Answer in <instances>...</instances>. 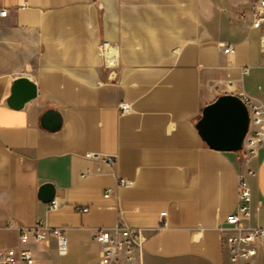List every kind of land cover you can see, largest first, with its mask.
<instances>
[{"label": "crops", "instance_id": "crops-1", "mask_svg": "<svg viewBox=\"0 0 264 264\" xmlns=\"http://www.w3.org/2000/svg\"><path fill=\"white\" fill-rule=\"evenodd\" d=\"M257 1L1 0L0 246L18 243L8 221L43 219L64 228L66 250L54 236L31 239L37 264H99L93 229L120 223L142 229L141 264H231L219 226L237 209L240 158L208 147L195 122L222 94L264 104ZM104 40L116 46L115 67L99 53ZM20 76L37 94L15 109L7 98ZM47 109L61 117L56 130L41 126ZM249 165L244 223L264 226V146ZM44 183L56 208L38 198ZM253 264H264V243Z\"/></svg>", "mask_w": 264, "mask_h": 264}, {"label": "built area", "instance_id": "built-area-1", "mask_svg": "<svg viewBox=\"0 0 264 264\" xmlns=\"http://www.w3.org/2000/svg\"><path fill=\"white\" fill-rule=\"evenodd\" d=\"M1 1V0H0ZM7 9L0 7V16H5ZM264 24V0H258L251 22L252 27L258 28ZM111 46L116 51V46L104 40L99 46V53L104 63L109 67L116 66V52L110 57V62L105 58L104 50ZM264 50V40L261 42ZM224 53H232L233 46L224 44ZM241 99L246 105L249 124L247 133L243 139L242 147L237 151L240 158V169L238 172V205L235 213L225 218V225L219 226L221 241L228 252L231 264H253L258 248L264 243V226L250 225L248 221L251 213V188L248 178L254 174L253 168L249 165L250 158L257 150L264 146V104L242 94ZM123 112L127 111L126 103L120 104ZM85 157L91 159H103L108 163L113 162L111 155H104L96 152H86ZM119 185L130 186L131 182L120 179ZM107 189L104 196L109 195ZM50 208H56L57 202L49 201ZM77 211H87V206H76ZM6 228L16 229L18 232V243L12 246H0V264H37L36 258L26 247L32 239L34 242H45L49 236L57 240L59 253L66 250V238L63 227L51 226L43 219H38L31 227L17 226L8 221ZM92 238L101 246L99 264H141V254L145 236L141 228L129 227L117 223L112 228L101 227L93 229Z\"/></svg>", "mask_w": 264, "mask_h": 264}, {"label": "water", "instance_id": "water-1", "mask_svg": "<svg viewBox=\"0 0 264 264\" xmlns=\"http://www.w3.org/2000/svg\"><path fill=\"white\" fill-rule=\"evenodd\" d=\"M36 94V84L28 77L20 76L12 82L7 104L15 109L20 108ZM40 123L43 128L53 131L60 127L61 117L56 110L47 109L42 113ZM248 124V111L241 97L222 94L202 108L195 128L211 149L237 152L242 147ZM38 198L42 202L51 201L54 198V187L50 183L41 185Z\"/></svg>", "mask_w": 264, "mask_h": 264}, {"label": "bare ground", "instance_id": "bare-ground-1", "mask_svg": "<svg viewBox=\"0 0 264 264\" xmlns=\"http://www.w3.org/2000/svg\"><path fill=\"white\" fill-rule=\"evenodd\" d=\"M114 51L115 49L112 48L111 46H107L106 49L104 50V55L105 58H107V60L110 62V57L114 55Z\"/></svg>", "mask_w": 264, "mask_h": 264}]
</instances>
